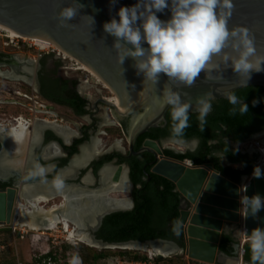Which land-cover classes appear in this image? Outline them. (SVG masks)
Instances as JSON below:
<instances>
[{"label": "flooded vegetation", "instance_id": "obj_1", "mask_svg": "<svg viewBox=\"0 0 264 264\" xmlns=\"http://www.w3.org/2000/svg\"><path fill=\"white\" fill-rule=\"evenodd\" d=\"M4 36L10 37L7 33ZM19 41L8 42L6 47L0 49V190L9 187L17 190L15 218L18 217L16 208L25 200L21 195L22 189L31 186L33 196L26 198L33 199V209L37 211H54L58 219L54 227L76 229L79 224L71 219L63 222L61 212L79 209L81 197L89 193L99 195L102 204L113 206L100 208V213L116 208V202H123L125 205L122 207L129 204L131 207L111 210L106 215L129 211L134 208L136 200L142 198V192L156 187L157 179L152 177L151 171L155 156L147 149L151 147L146 141H156L162 152L169 149L175 153H185L197 149L198 138L180 137L184 141L179 142L175 136L162 134L166 129L169 109L165 115L166 122L161 121L140 133L131 143L133 110H127L123 101L119 100V105L116 104L119 98H114L116 94L111 88L97 79L95 84L100 88L89 89L88 78L77 75L76 72L80 71L77 67L73 69L64 64L67 58L77 63L69 54L54 47L48 52H41ZM85 73L92 75L87 71ZM21 120L25 122L26 133L19 137L17 146L13 147L9 132L18 127ZM261 131H264V127L250 135ZM146 132L158 135L151 138L143 135ZM218 139L228 148L237 149L233 144L238 141L231 135H219L207 140V144L211 148ZM164 142H178L184 150H176L164 145ZM85 148L91 154L86 159L83 158ZM212 148L208 156L216 157L220 164L223 160L227 166H239V162L230 161L221 149ZM238 151L246 154L256 166L257 152L249 155L248 152ZM37 164L46 169L45 176L32 175ZM49 168L51 171H47ZM57 176L63 179L61 189L54 184ZM41 195L46 196L45 199ZM34 215L38 216L39 221L49 220L48 217L43 219L38 212ZM104 217L94 231L96 239L103 240L97 237L96 232ZM94 221L95 217L89 222L80 223L81 229L94 226ZM74 238L78 240L77 236ZM234 241L233 237L231 253Z\"/></svg>", "mask_w": 264, "mask_h": 264}, {"label": "water", "instance_id": "obj_2", "mask_svg": "<svg viewBox=\"0 0 264 264\" xmlns=\"http://www.w3.org/2000/svg\"><path fill=\"white\" fill-rule=\"evenodd\" d=\"M135 3L136 0H116L115 4L111 0H0L1 24L23 35L59 46L86 64L115 92L121 102L126 103L127 110H133L131 143L140 133L157 126L161 121L166 122L165 115L169 107L162 100L169 89L178 93L185 102L191 103L193 109L190 113H196L197 98L211 93L217 100L225 98V93L241 88L237 86L241 77L231 67L226 68L221 56L214 57L208 65L207 76L201 72L191 86L169 80L164 74H161L156 84L144 80L143 74H137L131 57L125 58L121 64L120 54L113 47L114 38L104 31L103 24L116 16L120 6ZM232 4L229 26L246 27L253 38L257 56H264V0H232ZM67 5L79 8L77 15L70 21L60 16L61 9ZM158 16L167 19L170 12L166 9ZM219 72H222L223 78H217ZM247 86L264 87V70L252 71ZM146 144L152 146L147 149L155 156L151 171L173 182L180 194L178 222L182 225L184 245L162 238L117 242L96 239L94 231L107 212L122 210L131 207V204L97 213L94 226L83 228L88 238L105 248H127L123 246L126 243L146 246L163 244L168 253L151 256L147 251L148 256L153 258L184 252L189 258L204 263L213 264L222 255L223 261L228 264H251L243 259V243L248 241L253 229H264V208L255 217L247 214L241 205V198L245 195L264 197V168H261L260 178L254 177L252 171L233 180L220 173L210 162L193 164L188 158L180 160L164 155L154 140H148ZM257 153L259 159L261 155ZM16 199L15 188L0 190V225L10 224L14 219ZM187 215L189 219L184 224ZM227 226L232 229L231 234L235 239L230 254L218 249L221 234Z\"/></svg>", "mask_w": 264, "mask_h": 264}, {"label": "clouds", "instance_id": "obj_3", "mask_svg": "<svg viewBox=\"0 0 264 264\" xmlns=\"http://www.w3.org/2000/svg\"><path fill=\"white\" fill-rule=\"evenodd\" d=\"M111 3L115 4L116 0ZM232 7V0H136L131 6H120L116 16L103 24V29L114 38L113 47L120 54V63L131 57L137 74H143L144 80L156 84L164 74L169 80L191 86L201 72L207 76L212 59L221 56L226 68L231 67L241 77L237 86L246 87L252 71L264 70V56H257L253 38L246 27L229 26ZM78 9L67 5L61 9L60 16L70 21ZM166 9L170 16L161 19L158 13ZM217 78H223L222 72ZM224 96L232 105L230 115L248 112V105L235 91ZM214 99L211 93L197 98L195 111L202 131ZM162 102L171 109L173 136L182 137L190 126L189 113L193 105L171 89L164 93ZM45 174L46 169L39 164L32 173L41 177ZM252 174L260 178L261 167L254 166ZM54 184L61 189L63 179L55 177ZM241 205L247 214L255 217L264 208V197L245 195ZM247 243L251 264H264V229H253Z\"/></svg>", "mask_w": 264, "mask_h": 264}, {"label": "trees", "instance_id": "obj_4", "mask_svg": "<svg viewBox=\"0 0 264 264\" xmlns=\"http://www.w3.org/2000/svg\"><path fill=\"white\" fill-rule=\"evenodd\" d=\"M248 105V112L240 115H230L232 107L226 98H220L212 102V111L208 114L207 123L203 131L197 120V113H189L190 126L184 130L181 138H198L199 145L195 151L185 153H175L165 149L163 154L169 157L183 160L188 158L193 164H203L210 162L220 173L233 180H238L242 174H250L255 163L246 154L235 148H228L227 145L218 139L217 144L211 146L212 149H221L230 161L239 162L238 167L223 166L216 157L208 156L210 147L207 140L231 135L235 141H243L254 131L264 127V87L246 86L233 90ZM255 102V103H254ZM171 109L167 112V125L162 134L172 135ZM220 131V132H219ZM143 135L151 138L157 137L158 133L146 132ZM156 187L148 192H142V198L137 199L133 209L129 211H118L106 215L102 225L96 232L98 238L107 242L125 241L129 239L146 240L162 238L173 240L183 246L182 225L178 222L180 194L175 190L173 182L157 175ZM144 185L145 182L142 181ZM143 191V190H142ZM178 227V234H177ZM10 231L9 228H0ZM233 237L230 233H222L218 245L221 252L230 254ZM87 256L83 260L104 258L110 254L109 250H95L87 247ZM119 255L131 256L133 259L140 258L132 251H120ZM243 259L251 262V253L247 241L243 243ZM88 257V258H87ZM44 259H53L55 256L51 252L43 255ZM142 259H147L142 256ZM160 258H153V263L157 264Z\"/></svg>", "mask_w": 264, "mask_h": 264}, {"label": "rangeland", "instance_id": "obj_5", "mask_svg": "<svg viewBox=\"0 0 264 264\" xmlns=\"http://www.w3.org/2000/svg\"><path fill=\"white\" fill-rule=\"evenodd\" d=\"M8 34L13 38H20L15 34L0 30V49L7 46L10 39L5 37L4 34ZM7 42H4L6 41ZM20 42H27L33 44L31 48L38 50V46L29 39H19ZM33 42V43H32ZM9 46V45H8ZM52 46L44 47V50L51 49ZM54 47V46H53ZM43 48V47H40ZM58 50V49H57ZM64 64H68L71 67H77L79 63L70 59H64ZM68 62V63H67ZM80 70V69H79ZM77 75L82 78H88L90 84L89 89L100 88L95 82L97 78L93 75L85 73L80 70L76 72ZM111 95V94H109ZM108 95V96H109ZM76 121V119H73ZM256 141H259L260 145H264V131L254 134L253 137L247 138L241 142L234 143L233 146L242 152H248L251 155L256 152ZM262 141V142H261ZM178 143V142H177ZM174 142H164V145L173 147L176 150L183 151L184 147ZM264 158V154L261 156ZM221 164L227 166L228 164L222 160ZM23 203V202H20ZM11 220L10 224L0 225V228H9L10 231L0 230V264H154L153 257L148 256V250L137 247L128 246L123 247H99L92 246L86 242L76 240L74 237L69 239L66 232L59 226L51 229H38L30 230L26 227H20ZM224 232L231 233L230 226L225 227ZM92 248L95 250H109L110 254L104 258L97 259L92 262L91 260H83V257L87 256L86 248ZM132 251L135 252L138 259H133L131 256L119 255L120 251ZM47 252H51L55 256L53 259H44L43 255ZM142 256H146L147 259H142ZM88 258V257H87ZM222 255L213 264H228L223 261ZM242 262V261H241ZM157 264H210L199 262L189 258L184 252H175L159 259ZM244 264V263H243Z\"/></svg>", "mask_w": 264, "mask_h": 264}, {"label": "bare ground", "instance_id": "obj_6", "mask_svg": "<svg viewBox=\"0 0 264 264\" xmlns=\"http://www.w3.org/2000/svg\"><path fill=\"white\" fill-rule=\"evenodd\" d=\"M0 30L11 32V33L15 34L16 36H18L22 39H31L39 48L40 47L44 48V47H48V46H52V47L54 46V48H57L58 50L63 51L59 46L55 45L52 42H46V41L38 39L36 37H30V36L23 35L20 32L14 30V29H12V28L4 25V24H1V23H0ZM63 52H65V51H63ZM65 53H67V52H65ZM70 57H71V55H70ZM71 58H74V57L72 56ZM76 61L79 63V65L77 66L78 69L90 72L98 80H102L86 64H84L83 62H80L77 59H76ZM104 85L109 87L106 83ZM114 98L117 99V96H114ZM116 104L119 105V99H117ZM22 120L18 124V127L10 130V132H9L12 135L13 147L17 146L16 141L19 139V137L26 133V125H25V122ZM177 141H179V140H177ZM179 142H183V141H179ZM150 147L152 148V146H150ZM258 150L260 152H262V154L264 153L263 143L259 147ZM84 152H85V154H84L83 158H85V159L91 155V154L89 155L87 148L84 149ZM187 163L190 165H193V164H191L190 161H187ZM31 187L30 188L28 187L27 189H22L21 195H22V197L25 198V200L23 203H19L18 207L16 208L17 212H18V217L14 220V223L16 225H19L20 227H26L27 229H30V230H38L40 228H49L50 229V228L54 227L56 222L58 221L57 217L55 216L56 214L54 213V211L48 210L46 212H43L41 209H38L39 211H37V210L33 209V199L26 198V196H33V189ZM41 197L43 199H45L46 196L41 195ZM98 197H99V195H96V194H92V195L90 193L87 195L85 194V195H83V198L81 197V200H80L81 203H80V205H78V207H80L79 209L76 208L72 211H67V212L64 211V213L61 212V217H62L61 219H63V222H65L66 219H71L73 222L79 224V226L74 230L73 229L68 230V229L62 228L63 231L66 232L69 239H72V237L77 236V239L80 241L86 242L87 244L92 245V246H99L98 244L93 243L88 238L87 234L83 231V229H81V227H80V223H82V222L86 223V222H89L91 219H94L96 214L100 211V208H103V209L108 208L109 209V208L113 207V206H109L107 204L106 205L102 204L99 201L100 198L98 199ZM43 199H41V200H43ZM77 201H79V200H77ZM124 205L125 204L123 202H116V204H115L116 207L117 206L122 207ZM36 212H38V214L40 216L43 215V219L45 217H48L49 220H47L46 222H42V220L40 219V221H39L38 216L34 215ZM188 219H189V215H187V217L185 218L184 224H187ZM123 246L124 247H128V246L134 247L135 246V248L140 247V248L146 249L150 252L151 256L153 254H156V253H161L164 255H166L168 253L167 249L165 248V246L163 244H152L150 246H146L144 244L138 245V244L126 243ZM199 262H201V261H199Z\"/></svg>", "mask_w": 264, "mask_h": 264}, {"label": "built area", "instance_id": "obj_7", "mask_svg": "<svg viewBox=\"0 0 264 264\" xmlns=\"http://www.w3.org/2000/svg\"><path fill=\"white\" fill-rule=\"evenodd\" d=\"M9 39H10V42H16L17 43V40L18 39H22V38H11V37H8ZM5 42H7V41H5ZM24 43H27V42H24ZM33 43V42H32ZM27 45L29 46V47H31L33 44H31V43H27ZM38 48V51H41V52H48L49 50H44L45 48H39V47H37ZM51 49H52V47H51ZM50 49V50H51ZM255 144H256V146H257V149H259V147L261 146L260 145V143H259V141H256L255 142ZM256 152H259V154L262 156L263 154H262V152H260L259 150H257ZM257 165H259L261 168H264V158L263 157H260L259 159H258V161L256 162V166Z\"/></svg>", "mask_w": 264, "mask_h": 264}, {"label": "crops", "instance_id": "obj_8", "mask_svg": "<svg viewBox=\"0 0 264 264\" xmlns=\"http://www.w3.org/2000/svg\"><path fill=\"white\" fill-rule=\"evenodd\" d=\"M224 259H227V258H224Z\"/></svg>", "mask_w": 264, "mask_h": 264}]
</instances>
